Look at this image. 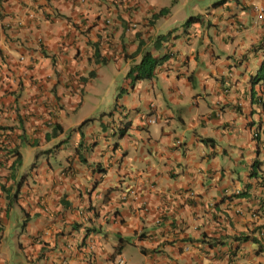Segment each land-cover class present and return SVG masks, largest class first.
Listing matches in <instances>:
<instances>
[{
    "label": "crops",
    "instance_id": "1",
    "mask_svg": "<svg viewBox=\"0 0 264 264\" xmlns=\"http://www.w3.org/2000/svg\"><path fill=\"white\" fill-rule=\"evenodd\" d=\"M263 50L264 0H0V264H264Z\"/></svg>",
    "mask_w": 264,
    "mask_h": 264
},
{
    "label": "trees",
    "instance_id": "2",
    "mask_svg": "<svg viewBox=\"0 0 264 264\" xmlns=\"http://www.w3.org/2000/svg\"><path fill=\"white\" fill-rule=\"evenodd\" d=\"M221 3H223V1H221L220 3L214 4V6H218ZM167 12H168L167 9L161 10L158 15L161 16ZM199 20L200 18L198 16L191 17L184 23V25L186 26L192 23H196ZM160 38L162 39L164 37L162 36ZM158 41L159 40H157V42ZM165 59H166V56H164L162 60H157L151 55V53L143 52L139 64L132 67L128 71L127 77L129 78L131 85H134L135 83L139 81L150 80L154 75V71L156 67L159 65L160 62L164 61ZM251 84L252 85L261 84L264 87V50H263L262 62L258 70L256 71L255 75L251 78ZM125 131H126V126L124 127V129L120 130L121 136L124 135ZM16 163L19 164L18 158L16 160ZM254 167L255 168H253V170L257 168L256 165Z\"/></svg>",
    "mask_w": 264,
    "mask_h": 264
},
{
    "label": "rangeland",
    "instance_id": "3",
    "mask_svg": "<svg viewBox=\"0 0 264 264\" xmlns=\"http://www.w3.org/2000/svg\"><path fill=\"white\" fill-rule=\"evenodd\" d=\"M176 17H178V15L176 16ZM176 17H175V19H176ZM174 19V20H175ZM167 29H173L175 32H178L180 29H179V27L178 26H174V25H170V27L169 28H167ZM163 31H165V30H163ZM162 31V32H163ZM167 36L168 35H166V36H163L164 38H162L163 40H165V39H167ZM93 73H91V75L93 76L92 78L94 79L96 76H94V71H92ZM103 74V77H105V78H107V77H109V76H112L113 74L112 73H110V72H108L107 71V69H105V73H102ZM112 79V78H111ZM129 79V78H128ZM98 84V83H97ZM111 84H113V86H114V83H113V81L111 82ZM130 84H131V82H130ZM110 85L109 84H107L106 86H105V88H104V90H107V91H109V93H108V95L106 94V96H105V93H103L102 92V95H100L99 94V92L98 93H96L98 96L97 97H94V98H92L91 99V101H90V105H89V111H93V109L92 108H94L95 110H97V113H96V115H93L92 117H99V116H101L102 114H107L108 113V110L110 109V107H111V104H109L108 103V99H107V97H109V96H111V95H109V94H112L113 92H114V88L113 87H109ZM132 86V85H131ZM106 98V99H105ZM98 110H99V112H98ZM98 115V116H97ZM104 116V115H103ZM102 116V117H103ZM98 119H100V118H97V120ZM18 210V209H17ZM17 214H18V216H19V218L22 220L23 219V217H22V215H20V213L17 211ZM20 228V226L17 228V229H19ZM16 229V230H17ZM12 242H13V240H12Z\"/></svg>",
    "mask_w": 264,
    "mask_h": 264
},
{
    "label": "clouds",
    "instance_id": "4",
    "mask_svg": "<svg viewBox=\"0 0 264 264\" xmlns=\"http://www.w3.org/2000/svg\"><path fill=\"white\" fill-rule=\"evenodd\" d=\"M149 120H152L153 122H149ZM143 121L145 122L146 125H150V124H154L156 122V118L151 116V117L144 118ZM125 124H126L125 122L121 121L119 123V125H116L113 127L111 126V127H109V129L112 130L113 132L121 133L120 130L124 129V127L126 126ZM177 145H179V144H177ZM121 261H123V260H121ZM116 264H118V262ZM123 264H124V262H123Z\"/></svg>",
    "mask_w": 264,
    "mask_h": 264
},
{
    "label": "built area",
    "instance_id": "5",
    "mask_svg": "<svg viewBox=\"0 0 264 264\" xmlns=\"http://www.w3.org/2000/svg\"><path fill=\"white\" fill-rule=\"evenodd\" d=\"M149 122H153L152 120H149ZM177 144H180V142H176ZM118 264H123V261H118Z\"/></svg>",
    "mask_w": 264,
    "mask_h": 264
}]
</instances>
